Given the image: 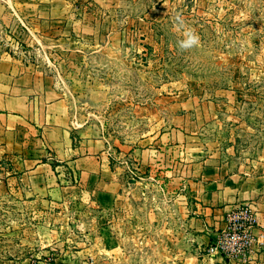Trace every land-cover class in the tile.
Here are the masks:
<instances>
[{
  "label": "rangeland",
  "instance_id": "374dc122",
  "mask_svg": "<svg viewBox=\"0 0 264 264\" xmlns=\"http://www.w3.org/2000/svg\"><path fill=\"white\" fill-rule=\"evenodd\" d=\"M115 1L117 32L122 34L117 54H103L102 48L111 46L108 41L72 40L59 32L61 28H41L24 16L7 15L0 18V60L12 59L54 78L70 103L73 125L87 137L106 141L105 163L120 173L128 195L117 206L125 214L115 222L121 225V247L114 254L104 253L99 264H175L165 249L167 231L177 233L185 250L190 236L185 213L180 212L182 187L169 185L159 163L166 165L168 160L174 170L178 149L156 155L142 151L155 150L149 146L157 143L159 133L177 123L169 109L173 99L197 96L219 104L215 120L202 125L200 141L216 149L233 141L242 159L261 155L264 0ZM183 27L199 35L198 47L178 48ZM4 164L14 167L11 153ZM131 193L139 217L157 219L147 236L157 244L149 252L131 248ZM79 206L73 201L64 206L65 212L49 211L57 206L21 200L8 191L0 196V250L9 257L22 256L29 264H56L60 248L48 251L47 245L59 244L68 251L67 240L75 237L70 235L73 226L88 219L67 214ZM76 230L72 240L84 234ZM186 264L194 263L189 259Z\"/></svg>",
  "mask_w": 264,
  "mask_h": 264
},
{
  "label": "crops",
  "instance_id": "0c3cea01",
  "mask_svg": "<svg viewBox=\"0 0 264 264\" xmlns=\"http://www.w3.org/2000/svg\"><path fill=\"white\" fill-rule=\"evenodd\" d=\"M117 10L115 0H0V18L24 16L41 28H61L59 32L72 40L108 41L111 46L102 50L111 55L117 54L122 38ZM218 107L197 96L173 99L169 109L177 123L169 132L159 133L157 143L149 146L155 150L142 151L156 155L178 149L174 170L168 160L166 165L159 163L169 185L182 187V196L176 195L183 200L180 212L185 213L190 236L185 250L177 233L167 231L165 249L175 264L189 259L194 264H226L221 257L212 260L206 249L226 227L228 214L241 205L255 211L257 233L264 232V151L255 159H242L233 141L222 149L200 141L202 125L215 120ZM78 130L70 103L54 78L12 59L0 60V196L10 191L18 199L47 203L57 206L49 211L62 212L74 201L80 206L67 214L88 218L80 227L73 226L71 236L76 237L77 228L84 234L79 240H67V252L59 244L47 245L48 251L60 248L56 264H99L104 253L114 254L121 247V225L115 222L125 214L117 206L128 193L120 173L105 163L106 141ZM7 153L14 158L12 169L4 164ZM134 201L131 193V248L149 252L157 244L147 239L157 219L150 215L141 219ZM148 263L152 261L143 264ZM0 264L29 263L0 250ZM245 264H264V251Z\"/></svg>",
  "mask_w": 264,
  "mask_h": 264
},
{
  "label": "built area",
  "instance_id": "2783aa9c",
  "mask_svg": "<svg viewBox=\"0 0 264 264\" xmlns=\"http://www.w3.org/2000/svg\"><path fill=\"white\" fill-rule=\"evenodd\" d=\"M226 220V227L206 249V254L212 260L221 257L226 264H245L253 255L264 251V232L257 233V214L250 206L237 207ZM46 264L55 263L48 260Z\"/></svg>",
  "mask_w": 264,
  "mask_h": 264
},
{
  "label": "clouds",
  "instance_id": "9594fccd",
  "mask_svg": "<svg viewBox=\"0 0 264 264\" xmlns=\"http://www.w3.org/2000/svg\"><path fill=\"white\" fill-rule=\"evenodd\" d=\"M179 24L182 26L183 21L178 17ZM200 44V37L194 29L190 27H183L182 38L177 40V46L181 50H188L193 47H198Z\"/></svg>",
  "mask_w": 264,
  "mask_h": 264
}]
</instances>
